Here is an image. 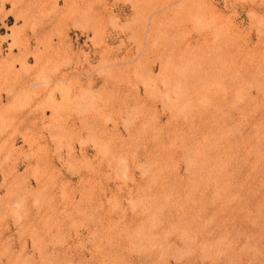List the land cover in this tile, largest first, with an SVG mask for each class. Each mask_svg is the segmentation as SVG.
Masks as SVG:
<instances>
[{
  "label": "rangeland",
  "instance_id": "374dc122",
  "mask_svg": "<svg viewBox=\"0 0 264 264\" xmlns=\"http://www.w3.org/2000/svg\"><path fill=\"white\" fill-rule=\"evenodd\" d=\"M0 264H264V0H0Z\"/></svg>",
  "mask_w": 264,
  "mask_h": 264
}]
</instances>
